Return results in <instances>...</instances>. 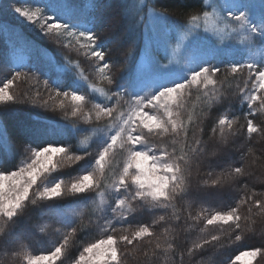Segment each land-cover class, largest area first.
<instances>
[{
    "label": "snow or ice",
    "instance_id": "obj_1",
    "mask_svg": "<svg viewBox=\"0 0 264 264\" xmlns=\"http://www.w3.org/2000/svg\"><path fill=\"white\" fill-rule=\"evenodd\" d=\"M107 6L108 0H98L97 13L91 17L93 23H102L103 10ZM61 7L66 13L73 10L67 3ZM13 11L26 22L38 25L40 31L50 40L64 47H75L78 52L82 50L100 78L107 81L109 86L116 85V79L111 72L113 64L109 59L110 51L106 50L114 42L112 37L104 38L106 47L100 48V35L97 30L74 29L69 24L47 15L40 7L17 6ZM156 16L168 17L166 12L153 11L148 19H155ZM144 19L141 17L139 22L143 23ZM210 19L217 23L208 27ZM200 20L199 15L191 16L185 34L170 49L168 63H160L150 55V49L155 47H162L166 53L169 52L168 35L154 32L149 37L144 46L147 63L145 60L141 61L138 66L140 71L135 73L141 78V85L146 86L149 91L143 95H133L116 86L114 90L110 89L111 95L108 96L109 100L115 98L117 104L124 101L128 105V111H121L117 115L114 107L95 105V120L107 117L111 121L103 128L94 129L106 137L95 153L86 151L83 155H78L66 146H54L52 143L35 147L29 145L26 150L30 156L21 162L17 170H0V249L5 250V255L13 258L20 255L17 251L8 250L9 245L13 243L8 237L14 218L29 201L30 192L40 200L48 201H56L57 198L65 196L80 198L93 195L99 200L97 202L92 199L94 215L89 217L86 223L83 214L75 212L74 216L78 217V220L71 226V231L62 234V242L54 250H49L47 255H25L26 264H57V261L63 264L61 257L67 255L70 243L76 242L78 233L92 227L104 232L105 238L83 245L78 258L73 260L72 264H124V257L120 252L122 245L131 246L144 241L150 243L153 239L157 242L151 256L148 251L144 252V256L149 259L156 257L157 250L166 254L173 248V244L167 239L171 229L164 230L166 247L162 249L159 242L161 237L157 235L155 227L171 220H181L176 211L177 201L183 200L189 209L192 207V163L195 162L199 167L202 162L200 157L206 151L205 141L196 134L203 132V128L197 125L200 117L194 111H188L192 90L195 88L198 93L196 99L200 101L202 113L204 109H210L227 99L224 90L226 78H217V73L221 72L220 67L201 64L187 73L177 70V66H181V70H187L197 58L196 53L200 51L201 43ZM203 21L204 39L207 41L205 46H210L207 50L211 53H228L233 41L246 49H255L257 45L264 48V0H216L212 12L203 13ZM219 23L224 27H219ZM183 27L180 25V28ZM65 37L71 39L65 43ZM161 39L162 45L158 43ZM220 45H223V48ZM134 48L135 45L125 53L126 62L132 58ZM244 69H247V79L242 82L243 86L237 83L235 96L241 103H246V123L236 129L233 117L228 114L218 117L211 129L213 137L218 133L217 150L213 151L211 156H217L238 133L246 135L249 140L255 139L256 135L264 137V120L257 115L264 111V52H261L259 58L249 53L247 59L231 63L232 74L242 73ZM21 76V71H16L11 79L3 83L0 87V104L18 102V97L10 92V87ZM56 88L57 96H71L75 104L71 112L73 117L79 115L85 122H92V112H84L88 104L85 95ZM93 91L103 93L100 88H93ZM19 102L28 101L25 97ZM41 106L47 107L48 102L44 101ZM192 107L195 108L194 105ZM185 114L186 121L183 119ZM166 134L172 137L170 144L153 145L149 141L151 136H158L163 140ZM250 152L251 149H248L247 152L241 153L239 166L229 164L218 174L212 171L207 173L211 179L204 181L199 189L201 193L238 186V191L243 195L229 211H209L201 208L195 215L189 211L187 220L193 221V226L202 225L199 231L206 235H201L190 246L180 251L178 261L173 260L172 264H185L186 256L190 264H213L211 258L203 261L197 257L208 248L218 251L255 238V230L249 221L255 214L253 209L264 212V192H256L244 183V179L252 175L247 165ZM118 155H126V159L120 163L117 160ZM89 157L91 167L83 174L68 180L58 179L46 183L53 173L62 168H72L81 161L89 160ZM212 163L214 162L210 161L209 166ZM38 180L40 184L37 183ZM260 183L264 185V180ZM34 188L35 191H32ZM31 203L36 204L37 200L32 199ZM245 206L248 211L246 216L240 213V209ZM106 208L110 210V217L105 215ZM146 209L160 210L163 214L155 216L150 224L139 225L131 231L116 227V224H123L130 216ZM57 231L59 232V229ZM172 239L175 240L176 237L173 236ZM252 261H256V264L264 261V233L260 235L258 246L239 251L228 264H251Z\"/></svg>",
    "mask_w": 264,
    "mask_h": 264
},
{
    "label": "trees",
    "instance_id": "obj_2",
    "mask_svg": "<svg viewBox=\"0 0 264 264\" xmlns=\"http://www.w3.org/2000/svg\"><path fill=\"white\" fill-rule=\"evenodd\" d=\"M17 6L40 7L43 8L47 15L55 17L56 20L67 23L70 26L83 27L85 30H97L100 35L98 47L105 48L104 38L112 37L114 42L107 51H110V61L113 64L112 75L116 79V85L109 86L107 81L100 78L91 61L84 55L83 51H76L75 47H64L49 38H40L30 30L24 33L20 31L17 36L20 45L12 49L8 33H14L11 27H6L3 21H9L4 12L7 0H0V38L3 39V47L0 56V76L11 79L16 71H21L22 76L15 80L18 82L19 93L17 94L18 102L8 105L0 104V127L5 139V144L0 143V170H17L20 162L25 160L30 154L26 149L29 145L35 147L45 143L63 145L68 147L72 153L83 155L86 151L95 153L97 147L103 142L98 139L96 128H103L111 121L107 117L101 120H95V105L101 107L110 106L116 109V114L123 111L124 101L116 103L115 98L108 99L111 95L110 89L119 86L128 91L134 78L131 79L129 73L138 58L140 42L137 34H131L125 31L127 26L126 5L129 0H108V6L103 10L102 23H93L91 17L97 13L98 0H66V3L72 7L71 13H66L61 4L56 0H16ZM151 7L157 12H166L169 19L185 26L192 15H200L205 11L204 0H154ZM81 11L85 16L80 14ZM135 29V28H134ZM136 32V29L134 30ZM125 37L122 39V37ZM65 43L67 40L65 38ZM32 46L33 49L25 51L23 45ZM22 45V46H21ZM135 45L133 56L126 62L125 53L130 47ZM46 55L50 59H46ZM230 59L221 58L218 67L221 72L217 73L219 80H225L224 90L227 96L222 103L214 105L210 109H204L201 112L200 101L196 99L198 93L195 88L192 90V99L188 111H194L200 118L197 125L203 128V132H197L205 141V154L200 157L202 161L199 165L192 163V207L189 209L185 201L180 200L176 203V211L181 216L180 221L171 220L167 224L156 225L155 231L161 237L160 243L162 249L166 247L164 230L171 229V234L167 237L168 242L173 244L165 254L162 250H157L156 257L149 259L144 256L148 251L149 256L155 249L156 240L136 243L131 246H121L120 252L124 257V264H172L173 260L178 261L180 251L190 246L194 240L201 237L199 228L202 225H194V222L187 220L188 212L193 215L200 211L201 208L209 211H229L235 207L242 192L238 191V186L225 187L219 190H211L208 193H201L200 188L205 180L210 181L208 172H221L229 164L239 166L242 152L248 153L247 165L248 171L252 173L250 177L244 179L252 190L264 192V185L260 181L264 180V137L255 136V139L249 140L246 135L240 133L232 138L229 145L219 151L217 156H210L213 151L217 150V139L213 137L212 127L221 115L228 114L235 119L234 128L240 129L245 125L244 115L247 113L246 104H242L238 97L235 96L237 77L239 74L231 73ZM78 65V67H77ZM65 67L61 71L60 68ZM247 69L243 70L247 74ZM23 74H26L23 75ZM239 78V77H238ZM47 82V83H46ZM230 85V87H229ZM219 86V85H218ZM63 91H77L78 94L85 95L88 101L84 112H92V122H85L81 116L73 117L72 110L75 107L74 102H70V95L64 97L57 96V88ZM36 88V89H35ZM37 88L38 91H37ZM93 88L103 89V93L93 91ZM35 90V91H34ZM48 91V93H46ZM49 94V96H46ZM28 102H19L24 98ZM49 97L51 101L49 102ZM127 100V97H125ZM44 101L48 102L47 107H42ZM195 106L193 109L192 106ZM261 120H264V111L257 113ZM183 119L187 120L186 114ZM60 127L69 129L66 133H59ZM241 131H244L241 129ZM97 135V136H95ZM190 137L192 133L190 132ZM255 135V134H254ZM150 143L170 144L171 135L163 137L151 136ZM125 156H117V160L122 163ZM87 161H81L80 164L72 168H64L53 173L49 179L52 182L58 179L68 180L70 177H76L86 172L91 167V158ZM214 162L209 166V162ZM198 168V170H197ZM197 192L199 193L197 195ZM215 199L211 202L207 199ZM92 199L99 200L94 195L92 197L81 196L80 198L65 196L57 198L56 201H37L32 204L29 201L14 218L11 224V232L8 239L16 241L15 245L9 246V251H17L20 255L28 253L33 255H47L49 250H54L62 242V234L71 231V226L78 220L74 213H81L84 216V222L94 215ZM214 201V203H213ZM171 212V210H169ZM255 213L249 221L251 227L255 230L256 236L249 241L236 246L226 247L220 250L208 248L197 259L208 261L209 258L213 264H228L229 260L242 250H250L259 245L261 233H264V212L253 209ZM242 215H248L247 207L240 209ZM163 214L160 210H143L140 213L130 216L123 224H116L121 227L134 230L142 224H150L155 216ZM105 215H111L108 208L105 209ZM254 221V223H252ZM59 229V232L57 231ZM119 235V233H116ZM176 239L173 240L172 237ZM105 233L96 227L78 233L76 242L70 243L68 253L62 256L63 264H72V261L78 258L82 246L87 242H95L98 239H104ZM11 257L5 255V250L0 249V259L6 260ZM60 264V261H57ZM185 264H190L189 258L185 257ZM264 264V261H262Z\"/></svg>",
    "mask_w": 264,
    "mask_h": 264
},
{
    "label": "rangeland",
    "instance_id": "obj_3",
    "mask_svg": "<svg viewBox=\"0 0 264 264\" xmlns=\"http://www.w3.org/2000/svg\"><path fill=\"white\" fill-rule=\"evenodd\" d=\"M56 1L59 2L60 4L66 3V0H56ZM153 1L154 0H129L127 2V5H126L125 12H126V16H128V19H127V26L124 29H126L125 31H128L133 35H134V33L137 34V36L139 38V42H140V47H139V51H138V58H137V60H135L134 65H133V67L129 73V76H131L130 81L132 80V78H134V80H133L132 85L129 86L128 91L131 92L133 95H143L144 92L149 91V89L146 86L141 85V78L135 74V73L138 74L140 71L138 66H139V63L141 61L145 60V63H147V60L145 59L144 46L148 42L149 37L154 32L155 33H166L168 35L169 41H170V47H169L168 53H166L162 47H155L153 49H150V55L152 58L159 61L160 63H168L167 56L170 53L171 47H174L176 45V43L179 42L181 36H183L185 34L187 28L189 27V23H187L183 28H180V25L178 23L172 21L171 19H169L167 17L156 16L155 19L149 20L148 18L152 15V12L155 11L150 5ZM16 2H17L16 0H7L5 7H4V12L6 13V16L9 18V21H3V22H7V23H4V25L6 27H11L15 30L14 33H8L7 34L9 42H11L10 45H11L12 49H14L20 45V42L17 39V36H20V31H22L24 33L25 31L30 30L31 32H34L35 34H37V36L40 38H43V39L47 38L44 35V33H42L40 31L38 25H32V24L26 22L22 17H20L18 14H16L13 11V9L15 7H17ZM215 3H216V0H204L205 11L212 12L213 6ZM21 6L26 7L23 5H21ZM35 7H31V8H35ZM155 12H157V11H155ZM203 13H201L199 15L201 17V20L199 21V23L201 25V27H200L201 43L199 45L200 51L198 53H196L197 58L189 65V68L187 70H181V66H177L178 71H181L182 73H187L193 69L198 68L201 64H204V65L211 64V65L218 66V64L220 63V59L223 57L230 59L229 60L230 62L243 61V60L247 59L249 53H251L252 55L259 58L261 52H264V48H262L259 45H257V47L255 49H246L243 46L238 45L236 43V41H233L231 43V45L229 46L228 53H226V52H220V53L209 52L207 50V48L210 46H205L207 44V41L204 39L205 34H204L203 29H204L205 25H204V21H203ZM141 17L145 18L143 23L139 22ZM213 23H217V22L210 19L208 27H211ZM218 26L221 28L224 27V25L222 23H219ZM71 27L74 29L85 30V28H83V27H78V26H75V27L71 26ZM134 28L136 29V32L134 31L135 30ZM209 35H211V34H209ZM65 38L67 41L69 39H71L69 37H65ZM124 38L125 37L123 36L122 39H124ZM189 38H191V36H189ZM158 43H160L162 45V43H163L162 39L160 41H158ZM185 43H187V41H185ZM217 43H219V42H217ZM1 47H3V39L2 38H0V56H1V52H2ZM220 47L223 48V45H220ZM23 48L25 51H30L31 49H33L32 46H29L26 44L23 45ZM46 59H50V58L46 55ZM178 59L182 60L181 57H178ZM60 70L61 71L65 70V67H61ZM3 72L4 71L0 72V74H2ZM237 74H239L238 75L239 78L237 77L236 82L240 83L241 86H243L242 82L247 79V74H244L243 72L237 73ZM184 78L185 79L187 78V74L184 75ZM145 79H147V77H145ZM6 82H7V78L4 76H0V87H2L3 83H6ZM17 83L18 82L14 81L13 85L10 87V92L15 94L16 96L19 93ZM38 89L39 88H37V91H38ZM46 93H48V91H46ZM46 96H49V94H46ZM69 100H70V102H73L71 100V97L69 98ZM48 101L49 102L51 101L50 97H49ZM242 104H246V103H242ZM123 111H125V112L128 111V105L126 103L123 106ZM68 131H69V129L67 127H60L57 130V132H59V133H66ZM97 135L99 136L98 139L104 143L106 140V137L104 136V134L98 133ZM97 135H95V136H97ZM0 143H2L3 145L5 144V139H4L1 127H0ZM29 156H30V154L28 155V157ZM20 164H21V162H20ZM20 164H19V166H20ZM63 169L64 168H62L60 170H63ZM60 170H58V171H60ZM50 182H52L51 179H49V181H47L46 183H50ZM37 183L40 184V181L38 180ZM32 191H35V188ZM198 194L199 193L197 192V195ZM32 199H36L37 201H48V200H40L38 197L33 196L30 192L29 201H31ZM208 200H209V202H211L212 200H215V199L211 198V199H207L206 201H208ZM28 202H26L25 205ZM213 203H214V201H213ZM22 209L19 212H21ZM9 240L13 241V243L11 245H15L16 241H14L12 238ZM11 245H9V246H11ZM25 255L31 256L28 253H23L16 258L9 257L6 260L0 259V264H26V261L24 260ZM257 259H259V258H257ZM238 264H239V262H238ZM251 264H256V261H252ZM261 264H262V261H261Z\"/></svg>",
    "mask_w": 264,
    "mask_h": 264
}]
</instances>
